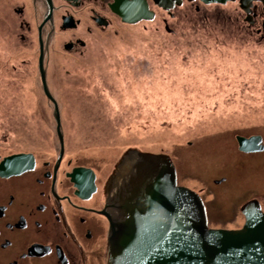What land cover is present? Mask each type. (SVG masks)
Returning a JSON list of instances; mask_svg holds the SVG:
<instances>
[{"label":"rangeland","instance_id":"374dc122","mask_svg":"<svg viewBox=\"0 0 264 264\" xmlns=\"http://www.w3.org/2000/svg\"><path fill=\"white\" fill-rule=\"evenodd\" d=\"M149 5L153 19H113L91 35L58 28L47 86L58 105L65 157L94 169L104 184L127 155L165 154L179 184L205 195L220 192L213 180L231 174L235 184L221 190L228 197L216 206L226 214L210 227L240 229V205L264 195V154L242 155L236 139L264 140L262 5L253 2V22L238 1L182 0L171 15ZM45 12L37 0H0V154L33 151L47 158L56 150L54 108L38 69L39 38L51 35ZM68 12L85 25V13L59 0L58 23ZM77 38L84 47L64 48ZM241 191L232 219L230 198Z\"/></svg>","mask_w":264,"mask_h":264},{"label":"flooded vegetation","instance_id":"af4514ba","mask_svg":"<svg viewBox=\"0 0 264 264\" xmlns=\"http://www.w3.org/2000/svg\"><path fill=\"white\" fill-rule=\"evenodd\" d=\"M146 1L151 11L149 3L153 0ZM63 2L65 6L76 12L85 13L81 16L85 25L82 26L81 20L68 12L60 16L58 28L62 32L73 30L91 35L93 28L100 31L108 29L113 19L120 24H125L110 8V4H113L115 0H63ZM44 6L45 17L49 13V8L46 3ZM175 8L165 11L171 15ZM255 11V7L251 6L249 19L252 22L256 16ZM151 12L153 19L155 13ZM66 18L68 20H65ZM43 26L49 27L47 35L52 33L50 31L53 30L52 19ZM42 30H44L43 27L40 32ZM40 38L43 43L45 68L48 37L44 40L42 33ZM78 46H85L84 41L79 38L75 42L68 41L64 48L72 50ZM259 145L260 150L257 152H244L239 150V146L238 151L244 156L264 154L263 139ZM55 147L54 155L47 158L33 151L0 154V164L5 158L16 154L30 156L33 161L31 168L18 172L0 171V264H109L107 250L109 226L116 211L113 199L119 188H122L129 179L127 163L116 168L104 184H99L100 177L94 169L76 165L77 161L65 157L64 141L62 152L59 140L56 141ZM26 166L29 165L26 164ZM174 167L177 183L182 186L179 184L175 164ZM248 168L255 167H247V170ZM83 169H89L92 175L85 173ZM229 175L231 174L222 176L219 181L213 180L220 192L217 190L211 195H205L203 190L197 191L194 187L190 188L204 202L209 227L214 225L212 219L223 215L216 206L225 202L224 199L228 195L223 196L221 190H226L235 184ZM252 179H255L256 184L263 188L260 178L256 176ZM241 184L247 185L244 182ZM231 192L228 191L227 194ZM220 194L221 197H219ZM245 194L241 191L230 198L232 207L229 213L230 218L237 217L236 205L245 197ZM250 203H257L264 213V195L248 198L237 210V218L240 217L237 227L244 225L245 217L242 209ZM225 214L226 212L223 216ZM102 234H105V239L101 241Z\"/></svg>","mask_w":264,"mask_h":264},{"label":"water","instance_id":"95a60500","mask_svg":"<svg viewBox=\"0 0 264 264\" xmlns=\"http://www.w3.org/2000/svg\"><path fill=\"white\" fill-rule=\"evenodd\" d=\"M37 1L48 4L49 13L44 21L52 19L53 25L47 40L45 68L43 43L39 38L38 69L42 89L54 108L62 152L59 109L47 86V82L51 83L49 50L58 34L59 0ZM199 1L224 5L235 0ZM254 1L260 2L264 10V0H239V7L249 14ZM181 2L153 0L167 11L180 6ZM110 8L124 23L134 24L153 17L146 0H115ZM236 139L241 151L260 150L258 136ZM128 159L129 155L121 161L122 165ZM32 163L30 156L16 154L2 161L0 171L18 172L31 168ZM135 168L134 176L127 179L113 199L116 215L109 226V264H264V213L257 203L242 209L245 217L242 228L211 229L203 201L191 189L178 185L174 164L167 155L139 153ZM83 170L92 175L89 169Z\"/></svg>","mask_w":264,"mask_h":264},{"label":"bare ground","instance_id":"6f19581e","mask_svg":"<svg viewBox=\"0 0 264 264\" xmlns=\"http://www.w3.org/2000/svg\"><path fill=\"white\" fill-rule=\"evenodd\" d=\"M135 160H136V155H134L133 157H130L127 161H126V166L129 169V178L133 177L135 174ZM130 165V166H129ZM202 200V199H201ZM204 203V202H203ZM115 215H116V211H115ZM115 215L113 216V218L115 217ZM125 242H127V240H125Z\"/></svg>","mask_w":264,"mask_h":264},{"label":"clouds","instance_id":"9594fccd","mask_svg":"<svg viewBox=\"0 0 264 264\" xmlns=\"http://www.w3.org/2000/svg\"><path fill=\"white\" fill-rule=\"evenodd\" d=\"M47 81V80H46ZM174 164V163H173ZM245 224V223H244ZM210 228V227H209Z\"/></svg>","mask_w":264,"mask_h":264}]
</instances>
